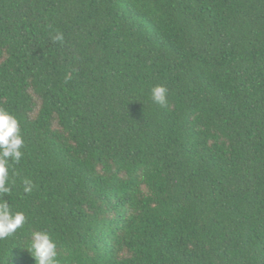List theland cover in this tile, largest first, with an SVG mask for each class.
<instances>
[{
	"label": "trees",
	"instance_id": "16d2710c",
	"mask_svg": "<svg viewBox=\"0 0 264 264\" xmlns=\"http://www.w3.org/2000/svg\"><path fill=\"white\" fill-rule=\"evenodd\" d=\"M0 109L28 217L0 264L39 230L58 264H264V0H0Z\"/></svg>",
	"mask_w": 264,
	"mask_h": 264
},
{
	"label": "clouds",
	"instance_id": "9594fccd",
	"mask_svg": "<svg viewBox=\"0 0 264 264\" xmlns=\"http://www.w3.org/2000/svg\"><path fill=\"white\" fill-rule=\"evenodd\" d=\"M56 42L63 41V34L57 32L53 38ZM153 103L167 107L168 89L163 85L154 86L151 90ZM25 147L20 122L8 111L0 109V241L15 237L19 230L28 222L23 211H14L4 197H11L16 187L14 176L17 175L14 165L19 164ZM23 192L32 193L35 184L30 179H23ZM25 247L34 258L36 264H58L57 242L48 230L32 231L27 237Z\"/></svg>",
	"mask_w": 264,
	"mask_h": 264
}]
</instances>
